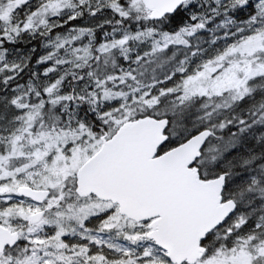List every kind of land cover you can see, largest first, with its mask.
<instances>
[{
	"label": "snow or ice",
	"instance_id": "obj_1",
	"mask_svg": "<svg viewBox=\"0 0 264 264\" xmlns=\"http://www.w3.org/2000/svg\"><path fill=\"white\" fill-rule=\"evenodd\" d=\"M0 264H264V0H0Z\"/></svg>",
	"mask_w": 264,
	"mask_h": 264
}]
</instances>
